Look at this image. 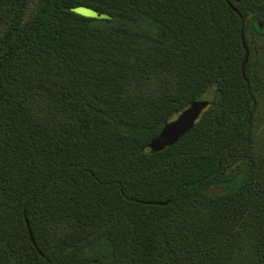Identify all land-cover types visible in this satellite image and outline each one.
<instances>
[{
    "label": "trees",
    "instance_id": "16d2710c",
    "mask_svg": "<svg viewBox=\"0 0 264 264\" xmlns=\"http://www.w3.org/2000/svg\"><path fill=\"white\" fill-rule=\"evenodd\" d=\"M263 109L264 0H0V264H264Z\"/></svg>",
    "mask_w": 264,
    "mask_h": 264
},
{
    "label": "water",
    "instance_id": "95a60500",
    "mask_svg": "<svg viewBox=\"0 0 264 264\" xmlns=\"http://www.w3.org/2000/svg\"><path fill=\"white\" fill-rule=\"evenodd\" d=\"M232 10H237L232 6L231 3H228ZM86 9V8H85ZM90 10V9H89ZM91 16H98V17H107V15L95 12L93 10ZM238 15H240L237 12ZM240 39L241 44L244 50V56L241 61V74L242 77H245L244 75V66L246 64L247 58H248V48L245 44L244 36H243V30L240 29ZM209 103L208 99H197L193 100L187 107H185L183 110H181L177 115H175L173 118L165 122L159 131V133L148 143V148L153 151H159L163 149L166 146L172 145L175 143L187 130H189L201 112L207 107ZM254 110V105L251 109V112L248 116V121H250L252 114ZM223 191V188L217 187V186H210L205 189H203V193L206 194H217ZM158 204H165L166 202H157ZM28 234L30 241L33 245H35L32 233L30 228L28 227ZM21 264V263H19Z\"/></svg>",
    "mask_w": 264,
    "mask_h": 264
},
{
    "label": "rangeland",
    "instance_id": "374dc122",
    "mask_svg": "<svg viewBox=\"0 0 264 264\" xmlns=\"http://www.w3.org/2000/svg\"><path fill=\"white\" fill-rule=\"evenodd\" d=\"M77 9H80V10H82V11H77ZM75 11L78 12V13H80V14H83V15H86L85 13H92L91 10H89V9H85V8H76ZM92 14H93V13H92ZM86 16H91V15H86ZM210 96H211V93L209 92V93L205 94V95L203 96V98H204V99H209ZM256 122H257L258 125H259V129H261V128H262L261 126H262L263 123H264V109L262 110V112L260 113V115H258V120H257Z\"/></svg>",
    "mask_w": 264,
    "mask_h": 264
},
{
    "label": "snow or ice",
    "instance_id": "6c2138e0",
    "mask_svg": "<svg viewBox=\"0 0 264 264\" xmlns=\"http://www.w3.org/2000/svg\"><path fill=\"white\" fill-rule=\"evenodd\" d=\"M77 11H82L80 9H77ZM86 15H92V13H85Z\"/></svg>",
    "mask_w": 264,
    "mask_h": 264
}]
</instances>
